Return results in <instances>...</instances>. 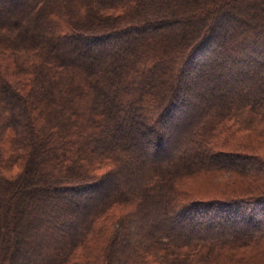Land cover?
I'll return each instance as SVG.
<instances>
[{"label": "trees", "instance_id": "obj_1", "mask_svg": "<svg viewBox=\"0 0 264 264\" xmlns=\"http://www.w3.org/2000/svg\"><path fill=\"white\" fill-rule=\"evenodd\" d=\"M0 264H264V0H0Z\"/></svg>", "mask_w": 264, "mask_h": 264}, {"label": "rangeland", "instance_id": "obj_2", "mask_svg": "<svg viewBox=\"0 0 264 264\" xmlns=\"http://www.w3.org/2000/svg\"><path fill=\"white\" fill-rule=\"evenodd\" d=\"M157 24H155L156 26ZM106 23L101 22L100 25L87 27L86 29H90L91 31H95L97 29H105ZM113 42L110 44L103 43L100 39H98L97 44L94 48H99L105 45L109 47L112 46ZM150 68L147 70V73L151 72ZM236 178L230 174L226 173H207L200 174L192 178L185 179L181 182L180 188L182 191L186 192L188 195H192L194 198H216L217 196H221L220 194H224L225 192H231L236 186L241 185L240 183H236ZM24 261L26 260L24 256H20ZM22 261V260H21Z\"/></svg>", "mask_w": 264, "mask_h": 264}]
</instances>
